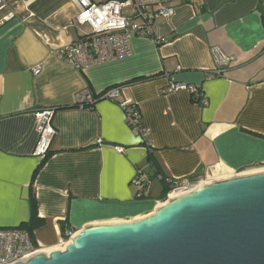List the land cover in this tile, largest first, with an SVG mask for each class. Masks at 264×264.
Listing matches in <instances>:
<instances>
[{
  "label": "crops",
  "instance_id": "obj_1",
  "mask_svg": "<svg viewBox=\"0 0 264 264\" xmlns=\"http://www.w3.org/2000/svg\"><path fill=\"white\" fill-rule=\"evenodd\" d=\"M165 3L175 12L154 22L160 43L133 37L129 55L82 70L52 53L88 31L72 0H14L0 10V227H24L33 196L31 232L48 251L62 247L66 230L150 213L162 202L157 170L201 183L264 169V0ZM214 48L232 64L219 66ZM172 82L196 86L206 103L163 93ZM112 86L116 101L75 102L82 89ZM124 99L137 105L144 137L127 125ZM45 107L56 108V134L40 158L33 113ZM137 169L152 178L149 197H135Z\"/></svg>",
  "mask_w": 264,
  "mask_h": 264
},
{
  "label": "water",
  "instance_id": "obj_2",
  "mask_svg": "<svg viewBox=\"0 0 264 264\" xmlns=\"http://www.w3.org/2000/svg\"><path fill=\"white\" fill-rule=\"evenodd\" d=\"M11 264H264V169L204 181Z\"/></svg>",
  "mask_w": 264,
  "mask_h": 264
},
{
  "label": "built area",
  "instance_id": "obj_3",
  "mask_svg": "<svg viewBox=\"0 0 264 264\" xmlns=\"http://www.w3.org/2000/svg\"><path fill=\"white\" fill-rule=\"evenodd\" d=\"M14 0H0V10L8 7ZM77 13L75 21L79 25H86L89 30L82 32L80 38L70 44L53 50V54L71 65L76 70H82L91 65L122 58L131 53L130 40L133 37H148L160 43L154 22L158 19L168 20L173 16L175 8L167 5L165 0H72ZM13 17L8 13L3 20ZM214 55L219 66H230V57L218 48H214ZM40 72V65L33 67V73ZM224 71L218 68L214 75L221 76ZM119 86H112L102 93L95 95L85 88L75 94V102L80 106L93 105L99 99L116 101L119 97ZM163 93L187 91L193 102L206 103V98L199 89L182 82L169 83ZM124 112L127 125L137 130L141 136L146 132L140 127L141 114L137 105L130 99L119 102ZM55 107L39 108L34 111V121L37 131V142L33 151L35 156L44 158L56 134L52 125ZM121 150V148H117ZM152 178L162 182L169 188L166 198L176 193L188 191L200 183L186 177L172 179L161 173H155ZM152 178L141 169H137L131 179L135 189V197L150 196ZM73 235L66 230L59 239V245H64ZM40 250L33 238L32 232L25 227H0V264H11Z\"/></svg>",
  "mask_w": 264,
  "mask_h": 264
},
{
  "label": "trees",
  "instance_id": "obj_4",
  "mask_svg": "<svg viewBox=\"0 0 264 264\" xmlns=\"http://www.w3.org/2000/svg\"><path fill=\"white\" fill-rule=\"evenodd\" d=\"M262 51H264V47H263ZM157 173H161V172L159 170H157ZM162 185H163L162 192H161V195L159 196V199L161 201H164L166 199V193L169 191V188L166 185H164L163 183H162ZM30 209H31V218L24 225V227H26L29 231H31L38 224V220H37V216H36V204H35V200H34L33 196H31V198H30ZM61 231L63 234L64 226H61Z\"/></svg>",
  "mask_w": 264,
  "mask_h": 264
},
{
  "label": "rangeland",
  "instance_id": "obj_5",
  "mask_svg": "<svg viewBox=\"0 0 264 264\" xmlns=\"http://www.w3.org/2000/svg\"><path fill=\"white\" fill-rule=\"evenodd\" d=\"M83 28H84L85 30H89L87 26H84ZM60 246H61V245H60Z\"/></svg>",
  "mask_w": 264,
  "mask_h": 264
},
{
  "label": "bare ground",
  "instance_id": "obj_6",
  "mask_svg": "<svg viewBox=\"0 0 264 264\" xmlns=\"http://www.w3.org/2000/svg\"><path fill=\"white\" fill-rule=\"evenodd\" d=\"M60 248H62V247H60Z\"/></svg>",
  "mask_w": 264,
  "mask_h": 264
}]
</instances>
